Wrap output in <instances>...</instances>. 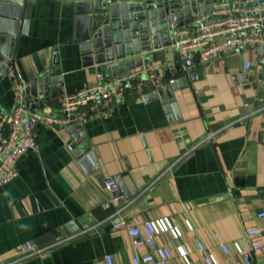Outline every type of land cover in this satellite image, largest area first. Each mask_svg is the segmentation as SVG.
<instances>
[{
    "label": "crops",
    "instance_id": "crops-1",
    "mask_svg": "<svg viewBox=\"0 0 264 264\" xmlns=\"http://www.w3.org/2000/svg\"><path fill=\"white\" fill-rule=\"evenodd\" d=\"M75 1L26 0L10 71L21 77L28 91L34 79L60 67L56 76L62 78L63 92L54 98L52 90L48 96L27 93L32 110L59 114L65 94L91 85L98 74L114 77L86 64ZM172 43L159 49L144 46L138 56L108 62L119 67L142 58L137 68L159 66L160 86L126 87L122 97L77 122L84 124L80 129L71 130L77 123H37V149L20 157L14 180L0 182V264H106L108 254L116 264H133L127 229H114L111 222L110 215L122 207L121 216L130 224L169 218L181 236L163 233L157 242L170 247L179 264H185L179 253L183 245L192 264H205L196 250L198 239L221 264H239L234 242L249 247L247 230L263 225L257 218L264 210L261 52L222 55L203 64L194 58L180 61ZM176 61L182 64L180 71ZM244 61L252 62L251 71L243 70ZM246 74L253 79L243 80ZM171 83H177L176 89L161 98L158 89ZM17 107L10 72L0 73V116ZM84 132L88 148L79 153ZM107 176H122L132 195L110 210L103 207L111 198L104 189ZM70 223L80 231L70 233ZM216 233L231 247L230 256L217 247ZM256 264H264V248L256 254Z\"/></svg>",
    "mask_w": 264,
    "mask_h": 264
},
{
    "label": "built area",
    "instance_id": "built-area-1",
    "mask_svg": "<svg viewBox=\"0 0 264 264\" xmlns=\"http://www.w3.org/2000/svg\"><path fill=\"white\" fill-rule=\"evenodd\" d=\"M255 0H217L212 10L197 14L192 21L182 27L172 22V47L178 52L181 61L198 59L209 64L222 55H241L244 51L262 49L264 47V18L260 15L264 5L252 4ZM258 53V52H257ZM260 55V52L258 53ZM260 62L261 58L259 57ZM116 66L120 63L116 62ZM242 68L249 72L253 68L250 61H244ZM159 66L130 69L122 74L106 79L98 74L97 80L84 89L65 94L59 101V114H45L30 109L26 101V87L20 76L13 70L10 72L15 86L19 107L12 113L0 116V182L8 183L18 176L16 164L20 157L37 149L35 129L37 123L44 122L49 126L69 127L81 121L88 112L96 111L101 105L108 106L114 98L124 95L126 87L139 90L149 89L162 84ZM6 130V133L4 131ZM71 150L72 146L69 147ZM170 168L161 173L162 178ZM104 189L110 194L109 201L103 204L105 210L121 203L119 186L114 177L107 176ZM124 207L110 216L114 229H127L134 249L133 264H179L170 247L157 242L163 233H173L176 237L181 232L167 218L151 219L141 224H130L124 216ZM257 218L262 226L249 228L246 232L251 245L243 247L234 242L233 249L239 264H256V254L264 248V210L259 211ZM99 224H102L100 222ZM188 229L193 230L191 221L186 220ZM217 247L225 256L232 253L231 247L219 234L214 235ZM147 252L140 253V250ZM196 250L205 264H221V261L203 240H196ZM179 253L185 264H192L190 251L183 245ZM32 254H29L30 256ZM106 264H116L111 254L105 256Z\"/></svg>",
    "mask_w": 264,
    "mask_h": 264
},
{
    "label": "water",
    "instance_id": "water-1",
    "mask_svg": "<svg viewBox=\"0 0 264 264\" xmlns=\"http://www.w3.org/2000/svg\"><path fill=\"white\" fill-rule=\"evenodd\" d=\"M217 0H76L75 10L77 13V28L80 29L78 41L81 42V51L86 54L85 61L88 65H97L103 73L108 72L116 76L125 72L126 69L137 68L142 65L143 59H133L131 63L119 67L110 65L116 59L133 58L142 54L144 46H152L159 49L172 43L171 25L176 22L182 27L199 13L212 10ZM232 1V0H230ZM26 0H0V73H9L13 66L15 47L17 43L18 29L21 25ZM264 5V0H255L252 6ZM260 15L264 18V11ZM6 44V45H5ZM8 44V45H7ZM261 52L263 68L258 75L264 80V47L258 49ZM181 61V60H180ZM176 70L180 71L182 64L175 62ZM60 67H53L34 79L27 93L38 96H48L52 90L51 97L63 95L59 91V84L62 82ZM168 72V70H167ZM243 80H252L248 74L241 77ZM177 83H171L160 87L158 93L163 98V93L176 89ZM155 97L156 94L150 95ZM49 99V98H48ZM164 103L167 100L163 99ZM19 107V103H18ZM17 107V108H18ZM82 122L71 127L83 128ZM78 139V137H76ZM81 145L77 147L81 153L88 148L85 143V132L81 134ZM80 139V140H81ZM75 147L78 146L75 143ZM88 153V149H86ZM93 157V153L90 154ZM86 158L82 159L83 162ZM120 195L130 199L131 194L124 183L122 176L115 178ZM70 233H77L80 227L75 223L68 225Z\"/></svg>",
    "mask_w": 264,
    "mask_h": 264
},
{
    "label": "rangeland",
    "instance_id": "rangeland-1",
    "mask_svg": "<svg viewBox=\"0 0 264 264\" xmlns=\"http://www.w3.org/2000/svg\"><path fill=\"white\" fill-rule=\"evenodd\" d=\"M164 218V217H163Z\"/></svg>",
    "mask_w": 264,
    "mask_h": 264
}]
</instances>
